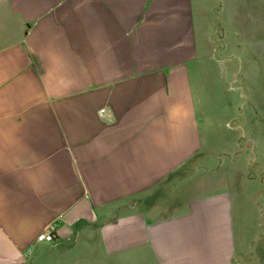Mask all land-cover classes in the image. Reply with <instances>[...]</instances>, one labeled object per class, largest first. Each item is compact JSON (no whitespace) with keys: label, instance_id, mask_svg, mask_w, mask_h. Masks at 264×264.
<instances>
[{"label":"crops","instance_id":"1","mask_svg":"<svg viewBox=\"0 0 264 264\" xmlns=\"http://www.w3.org/2000/svg\"><path fill=\"white\" fill-rule=\"evenodd\" d=\"M233 2L0 0V264H264V33L229 66Z\"/></svg>","mask_w":264,"mask_h":264},{"label":"rangeland","instance_id":"2","mask_svg":"<svg viewBox=\"0 0 264 264\" xmlns=\"http://www.w3.org/2000/svg\"><path fill=\"white\" fill-rule=\"evenodd\" d=\"M242 7V14L237 11H230L228 14L220 15L216 19V25L211 30H215L214 39L220 42L224 35L227 42L228 52L230 55L237 57L232 58L229 66L239 67L248 66L249 68L260 67V55L257 54L256 44L260 42V30L264 33V0H233ZM242 15L243 23L241 24L239 16ZM231 16V17H230ZM232 18V23L230 22ZM239 23V24H238ZM239 31V35H237ZM243 35L249 37L248 43L244 42ZM242 41V43H240ZM241 56V64L238 59ZM262 63L263 60H262ZM252 79V76H251ZM253 82V80H251ZM235 85V83H234ZM247 93L249 100L260 99V130L264 128V64L262 65V74H260V92L253 85ZM232 92L240 95L237 88H232ZM224 94V91H222ZM224 130V128H222Z\"/></svg>","mask_w":264,"mask_h":264},{"label":"built area","instance_id":"3","mask_svg":"<svg viewBox=\"0 0 264 264\" xmlns=\"http://www.w3.org/2000/svg\"><path fill=\"white\" fill-rule=\"evenodd\" d=\"M100 112H103V109L100 110ZM57 225L55 223H51L47 226L46 229L40 231L36 235V240L37 241H45V242H52L54 241V235L56 231Z\"/></svg>","mask_w":264,"mask_h":264}]
</instances>
